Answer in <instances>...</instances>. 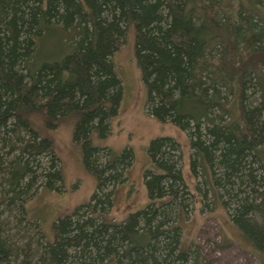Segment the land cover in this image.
I'll return each mask as SVG.
<instances>
[{"label": "trees", "instance_id": "obj_1", "mask_svg": "<svg viewBox=\"0 0 264 264\" xmlns=\"http://www.w3.org/2000/svg\"><path fill=\"white\" fill-rule=\"evenodd\" d=\"M131 29L145 111L185 133L193 183L180 143L153 138L146 205L117 220L114 193L134 154L93 137L118 113L112 55ZM61 123L96 185L47 238L26 207L39 190H62L45 133ZM195 204L224 209L264 259V0H0V264H206L183 241ZM10 217L37 237L10 240Z\"/></svg>", "mask_w": 264, "mask_h": 264}, {"label": "rangeland", "instance_id": "obj_2", "mask_svg": "<svg viewBox=\"0 0 264 264\" xmlns=\"http://www.w3.org/2000/svg\"><path fill=\"white\" fill-rule=\"evenodd\" d=\"M133 54L134 33L131 29L124 43L112 55L122 84L118 113L111 120L110 132L105 138L93 137L94 145L110 148L114 154H119L125 147L131 148L134 154V161L126 172L128 181L114 193L112 215L117 220L146 205L147 193L142 175L144 169L150 166L146 148L153 138L170 136L180 143L183 174L190 184L193 183L188 168L187 137L170 123H160L146 113V91ZM45 133L52 140L60 158L62 190H39L28 201L26 215L38 222L47 238H52L53 221L88 201L95 190L96 181L83 167L80 149L72 142V127L69 124L61 123ZM10 220V229L5 233L10 240L22 243L30 237H37L34 230L22 225L17 228L14 226L15 219L10 217ZM183 232L184 244H196L206 264H264L262 256L247 246L230 224L226 211L220 207L210 214L202 212L199 204L192 205L187 220L183 222Z\"/></svg>", "mask_w": 264, "mask_h": 264}]
</instances>
